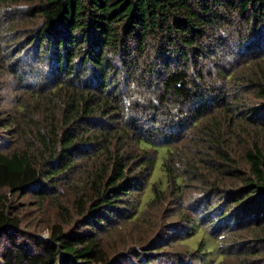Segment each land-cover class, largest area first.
<instances>
[{"label": "trees", "instance_id": "trees-1", "mask_svg": "<svg viewBox=\"0 0 264 264\" xmlns=\"http://www.w3.org/2000/svg\"><path fill=\"white\" fill-rule=\"evenodd\" d=\"M18 3L0 0L5 7ZM26 14L41 20L27 45L33 48L26 61L37 68L18 75L28 85L20 84L11 101L16 110L0 112V130L26 143L12 147L0 139V241L6 242L0 264H111L98 234L105 223L141 216L145 203L140 196L147 188L150 205L170 184L179 195L186 178L203 176L194 161L171 150L185 130L216 109L231 117L229 125L240 114L264 128V103L241 109L229 100L235 93L224 89L243 63L264 58V0H37ZM217 48L224 50L220 56ZM209 58L213 63H202ZM213 75L224 82L212 81ZM259 76L249 86L264 98V72ZM159 113L165 117L162 126L155 122ZM16 117L24 119L23 127ZM214 120L207 121L209 138L195 149L194 158L211 169L215 163L204 152L211 153L226 166L224 173L241 183L228 190L213 183V194L222 192L210 206L197 207L206 217L201 220L211 221L219 237L231 236L228 251L245 264H264V153L254 145L244 158L248 171L239 169L218 150L223 140L211 138ZM160 148L166 149L165 185L160 179L151 183ZM175 157L178 168L185 161L176 172L170 165ZM60 186L73 188L72 206L77 215L85 214L82 226L65 231L54 224L46 239L19 241L14 212L19 203L11 205V197L32 194L44 200ZM182 220L184 236L199 230L208 236L185 258L177 257V264H196L189 255L213 264L206 259L220 255L206 246L213 237L196 216ZM242 231L255 236L247 240L245 234L237 241ZM200 245L205 246L198 251ZM142 255L137 257L142 264L151 261Z\"/></svg>", "mask_w": 264, "mask_h": 264}, {"label": "rangeland", "instance_id": "rangeland-1", "mask_svg": "<svg viewBox=\"0 0 264 264\" xmlns=\"http://www.w3.org/2000/svg\"><path fill=\"white\" fill-rule=\"evenodd\" d=\"M34 3L36 4L37 0H19L17 7L0 5V102L2 104L0 112L2 113L16 110L14 106L10 105L11 101L16 95H19L20 84L22 86L28 85V82L18 80V75L23 71L27 72L31 67L34 70L37 68L36 62L26 61V57L31 54L30 49L33 48L32 45L27 46L28 42L33 39V31H36L41 23L39 18L33 19V17L26 14V10ZM27 37L31 38L27 41ZM216 50L219 56L224 52L221 48H217ZM6 52L8 53L6 54ZM213 61L214 58H209L202 63L208 66ZM215 61L218 62L216 58ZM16 63H19V65ZM247 63L249 64L245 66ZM261 72H264V58L249 60L243 63L234 72V83H229L230 86L224 87L229 94L235 93L236 95V99H233L232 96L229 97V100L234 101L241 109L251 108L264 103V98L255 93L257 91L255 87L249 86L251 84L250 79L254 81L261 79L259 76ZM26 80L29 81L31 78H27ZM211 80H216L218 83L224 82L217 75H213ZM218 113L221 114L218 115ZM160 114H158L159 117L155 121L157 126H162L165 123V117L162 118ZM222 114L223 112L219 109L214 110L212 113L211 117L215 116L214 122H216L215 124L213 123L215 130H211L214 134V137L211 138H215L216 142L223 140V148L220 147L218 150L234 160L239 169L248 171V166L244 159L245 154L253 149L254 145L260 147L264 153V128L250 125L240 114L232 116L236 118L229 125L227 122L230 121L231 117L227 116L224 118ZM211 117L210 115L207 116L198 124L199 126L190 129L188 132L185 130V135L171 146V150L177 156L185 160L194 161L203 176L197 174L186 178L184 190L179 195L174 193L175 189L170 184L167 193L161 195L160 198H157L150 205H147V203L153 196L150 188H147L146 192L140 196L143 203H145L143 204L141 216L132 220L119 219L118 221H110L109 223H105L100 229L98 233L100 247L104 252L105 258L111 264H142L140 260H137V257L142 254L143 258L151 260L146 262V264H177V257L181 255L182 258H185L186 254H189L190 251L196 248L200 239L202 241L204 237L208 236L206 233L203 235L200 230L199 232H195L191 238L188 237V234L184 236L185 224H183L182 219L188 217V215L196 216L206 232L209 233V236L213 237L212 239H207L206 246L208 249L219 251L220 255L211 254L208 256L207 260L208 258L213 260L210 263L214 264L218 261H220V264L246 263L238 253H235L232 249L228 251L227 247L231 243L232 237L229 235L226 238L219 237V231L210 226L211 221L202 222L201 219L205 220L206 217H203L204 212H202V209L197 208L199 205H201V208L202 206L206 208V206H210L211 202L217 201L215 198L222 191L214 195V192L210 190V187H214L213 183L216 184L215 187H219L221 190L234 188L241 183L240 180L228 177L224 173V170L227 169L226 166L221 164L222 161L217 162L214 158L215 156L212 157L211 153L207 154L204 152L206 158L210 157L211 161L215 163L214 166H211V169L201 161L200 157L194 158L195 149L202 148V144L207 142L206 138H209L206 131L210 129L207 130V126L205 125ZM16 119L19 127L25 125L22 117H16ZM156 133L160 135V131ZM0 139L3 140L2 142H8L12 147L26 146V143L23 145L21 142L23 140H20L18 136L17 139L20 143L8 139L6 133L2 130H0ZM159 150L154 162L151 183L156 179H160L163 185H165L166 175L162 168V162L166 158L164 154L166 149L160 148ZM149 154H152V152L150 151ZM178 161L175 157L170 164L171 169L175 165L173 169L175 172L184 167L185 161L179 164V168L176 166ZM76 179L80 178L76 176ZM4 192L8 194L7 191ZM73 193V188L68 189L60 186L56 192L51 193L44 200H40L32 194L23 198L18 195L11 197V205L19 203L14 210L20 221V233H17L18 240L46 239L49 236L50 227L54 224L64 225L65 231L79 230L78 228L82 226L81 221L85 219V214L79 216L75 212L72 206ZM137 196V193H135L132 199L136 201ZM179 201L183 202L181 205L183 208H179ZM245 234L248 236L247 240L250 239V236H255V234L242 231L238 234L237 241ZM178 239L181 243L184 241L183 244L177 242ZM5 243V239H1L0 251ZM204 246L200 245L199 250H197L200 251ZM189 256L192 262L196 264L202 263L200 258L197 259V256ZM206 259L204 260L205 262L207 261ZM187 264H190V261H187Z\"/></svg>", "mask_w": 264, "mask_h": 264}]
</instances>
